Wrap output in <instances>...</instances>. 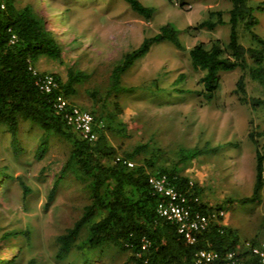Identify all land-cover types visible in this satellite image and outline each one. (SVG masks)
I'll use <instances>...</instances> for the list:
<instances>
[{
	"label": "rangeland",
	"instance_id": "374dc122",
	"mask_svg": "<svg viewBox=\"0 0 264 264\" xmlns=\"http://www.w3.org/2000/svg\"><path fill=\"white\" fill-rule=\"evenodd\" d=\"M139 1L156 9L152 20L137 15L124 0H18L19 5L31 4L44 14L64 49L59 60L41 57L35 71L57 74L63 80L68 78L69 68L84 73V81L69 100L89 113L102 107L104 112L117 115L115 120L126 123L128 136L108 132L118 156L140 144H149L159 148L170 164L178 160L181 149H214L181 164L182 175L199 187L201 202L226 209L223 224L236 229L243 243H264V191L260 203H238L252 194L256 174L254 140L264 154V109L252 108L248 102L253 97L264 98V86L247 71L223 72L218 97L206 103L197 95L202 89L199 81L203 72L193 68L189 56L195 45L203 43L209 48L217 40L228 42L229 25L214 30L197 29V25L208 18L209 11H221L227 22L230 3ZM263 3L249 1L253 8ZM256 16L259 24L253 30L264 39V13L257 12ZM167 23L179 29L183 48L177 49L170 42L154 45L123 75L120 88L125 90L107 96L113 70L124 55ZM238 33L241 44L254 45L244 25ZM242 75L244 98L236 93ZM178 91L184 93L178 95ZM116 103L121 114L114 108ZM44 135L37 126L22 123L15 152L10 134L0 128V169L9 175L0 178V260L4 264L83 261L76 251L65 261L55 259L57 236L80 218L90 198L85 184L71 173L58 182L53 198H49L71 146L68 140L52 134L46 151L40 154L38 147ZM17 178L29 188L27 195ZM127 259V254L108 250L90 264H125Z\"/></svg>",
	"mask_w": 264,
	"mask_h": 264
},
{
	"label": "trees",
	"instance_id": "16d2710c",
	"mask_svg": "<svg viewBox=\"0 0 264 264\" xmlns=\"http://www.w3.org/2000/svg\"><path fill=\"white\" fill-rule=\"evenodd\" d=\"M124 1L145 20L154 18V7L145 6L139 0ZM249 1L228 0L227 22L221 11H209L208 18L197 25V29L207 30L229 25L226 44L217 40L207 48L201 43L189 51L193 68L203 72L199 81L202 89L197 91V95L206 103L218 97L223 72L247 71L254 81L264 86V39L253 30L259 24L256 13H264V3L253 8ZM241 25L250 34L253 46L241 44L238 33ZM179 34V29L167 23L155 35L145 37L138 48L126 53L113 70L107 96L125 90L120 88L123 75L154 45L170 42L177 49H182ZM63 53L59 37L50 29L44 14L31 4L19 5L18 0H0V128L10 134L15 152L22 123L33 124L45 133L38 147L40 154L46 151L50 135L68 140L71 150L49 198H53L58 182L69 173L82 181L89 193L90 203L84 207L80 218L57 236L55 259L65 261L76 251L83 260L82 264H90L96 256L100 259L106 251L116 250L128 255L125 264H196V254L201 250L217 252L220 260L228 252H244L237 230L223 224L224 218L220 213L226 209L201 202L199 187L181 173V164L214 149L205 146L181 149L178 160L170 164L163 159L159 148H151L149 144H140L118 156V150L109 141L108 132L128 136L127 125L115 120L117 115L104 112L102 107L91 113L96 139H83L68 123L66 116L75 106L69 99L75 95L76 86L84 81V73L69 68L66 80L50 74L53 85L46 91L41 85L47 75L35 71L41 57L59 60ZM183 93L177 92L178 95ZM236 93L241 98L246 94L243 75L236 83ZM93 98H97L96 95ZM60 100L65 101L62 108L59 107ZM94 101L99 102L98 99ZM248 102L252 108L264 109V98L253 97ZM114 108L122 113L118 103ZM250 136L253 139V135ZM254 143L255 181L252 194L238 200L241 205L260 203L264 191V154L255 140ZM0 178H9L2 168ZM151 178H165L167 186L185 198L184 203L191 213L199 211L209 216L208 228L195 235L193 243L179 232L175 222L158 213V205L167 198L155 191ZM18 181L24 195H27L29 188L21 178ZM213 214L214 217L211 216ZM254 260L251 256L248 258V261ZM0 264L4 263L0 260Z\"/></svg>",
	"mask_w": 264,
	"mask_h": 264
},
{
	"label": "built area",
	"instance_id": "2783aa9c",
	"mask_svg": "<svg viewBox=\"0 0 264 264\" xmlns=\"http://www.w3.org/2000/svg\"><path fill=\"white\" fill-rule=\"evenodd\" d=\"M53 85V78L50 75L45 76L41 88L49 91ZM65 105L64 100H60L59 107ZM67 121L80 134L83 139L93 141L96 139L94 131V118L91 113L72 107L70 113L66 116ZM132 166L131 163H129ZM150 183L155 191L162 193L167 200L158 205V213L166 219L177 224L179 232L184 235L189 243L195 241V235L205 231L210 222L207 214L202 212L191 213L188 206L185 205V198L168 187L165 178H151ZM223 216V212L220 213ZM212 217L215 214L211 215ZM244 252L231 251L228 252L224 259L220 260V256L213 250H201L196 254V264H264V243L254 244L252 242L243 243ZM245 253V256H243ZM247 254V255H246ZM255 258V262L248 261L249 257Z\"/></svg>",
	"mask_w": 264,
	"mask_h": 264
}]
</instances>
